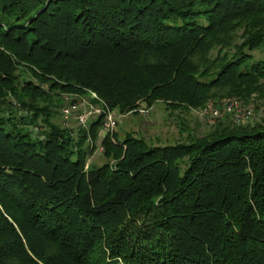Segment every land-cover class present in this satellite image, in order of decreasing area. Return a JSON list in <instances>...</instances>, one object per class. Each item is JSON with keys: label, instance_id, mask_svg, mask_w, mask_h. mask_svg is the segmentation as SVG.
I'll return each mask as SVG.
<instances>
[{"label": "trees", "instance_id": "trees-1", "mask_svg": "<svg viewBox=\"0 0 264 264\" xmlns=\"http://www.w3.org/2000/svg\"><path fill=\"white\" fill-rule=\"evenodd\" d=\"M255 52L264 0H0V264H264ZM89 92L122 114L230 98L253 114L183 122L169 145L108 133L87 166L106 113L56 119Z\"/></svg>", "mask_w": 264, "mask_h": 264}, {"label": "rangeland", "instance_id": "rangeland-1", "mask_svg": "<svg viewBox=\"0 0 264 264\" xmlns=\"http://www.w3.org/2000/svg\"><path fill=\"white\" fill-rule=\"evenodd\" d=\"M254 55L256 58H264V52H255ZM26 78L35 81L31 76H26ZM36 84L41 85L40 82H36ZM43 88L47 89L48 87L47 85H43ZM65 98L69 100L68 97ZM78 100L75 104L61 108L62 115L56 119L57 123L70 127H75L79 124L87 126L92 119H95L104 112L106 115L112 114L118 121L117 125L109 131L105 129V126L102 127L96 143V152L90 157L87 166L90 163L97 165L104 163L101 142L108 133H115L120 139H123L126 134L131 133L145 139L151 145H169L181 142L184 139V135L182 136L180 132L183 122L191 126L200 135L205 134L212 124L215 123V119L212 116L203 115L204 108L192 110L188 113L180 111L172 113L170 110H167L164 103H156L152 108H148L145 103H141L136 111L122 114L118 110L107 108V105L94 92H89V95L80 97ZM90 107L100 110V113L92 114L89 116L87 122L82 124L77 117L81 114L85 115L89 113ZM64 110H69V114L66 115ZM260 115L264 117V109L260 112ZM101 257V253H98L94 258L96 264H98ZM112 264L122 263L114 262Z\"/></svg>", "mask_w": 264, "mask_h": 264}, {"label": "built area", "instance_id": "built-area-1", "mask_svg": "<svg viewBox=\"0 0 264 264\" xmlns=\"http://www.w3.org/2000/svg\"><path fill=\"white\" fill-rule=\"evenodd\" d=\"M76 108V107H75ZM73 109V108H72ZM64 113L69 114V110H64ZM100 110L90 107L89 113L85 115L81 114L77 119L85 124L92 114H98ZM230 115L235 124L241 125L244 124L253 114L252 108H247L243 106L240 102L235 99H226L220 101H211L203 110V115L212 116L214 119L221 117L223 115ZM117 119L112 114H107V120L104 124L107 131L111 130L117 125Z\"/></svg>", "mask_w": 264, "mask_h": 264}]
</instances>
